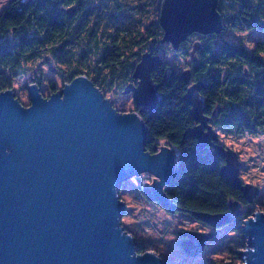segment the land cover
<instances>
[{
	"label": "water",
	"instance_id": "95a60500",
	"mask_svg": "<svg viewBox=\"0 0 264 264\" xmlns=\"http://www.w3.org/2000/svg\"><path fill=\"white\" fill-rule=\"evenodd\" d=\"M217 7L218 0H162L160 43L177 51L193 34L222 33ZM73 12L65 10L68 19ZM158 61L153 51L143 53L132 73L136 83L123 89L134 110L114 105L82 75L45 97L39 79H31L26 105L14 89L0 92V264H171L156 249L137 253L123 219L128 202L121 199L125 180L148 174L153 178L143 195L176 211L164 188L177 157L166 145L146 150L147 128L137 112L152 114L162 101L151 78ZM180 76L189 84L184 101L195 121L191 134L198 149L224 160L222 175L252 204L259 187L243 182L238 153L219 144L199 83L190 84L188 71ZM234 208L239 206L222 214L192 213L212 231L181 232L184 253H202L216 230L240 215ZM240 232L245 243L236 253L240 263L225 264H264V210L250 213Z\"/></svg>",
	"mask_w": 264,
	"mask_h": 264
},
{
	"label": "trees",
	"instance_id": "16d2710c",
	"mask_svg": "<svg viewBox=\"0 0 264 264\" xmlns=\"http://www.w3.org/2000/svg\"><path fill=\"white\" fill-rule=\"evenodd\" d=\"M161 1L12 0L0 14V92L13 89L16 80L44 63L63 84L82 75L103 93H116L136 83L132 73L140 56L153 51L159 61L151 78L162 101L152 114L137 109L147 128L145 148L153 153L166 145L175 153L176 168L164 192L175 212L202 223L192 213L222 214L231 205L248 204L222 175L224 160L212 159L208 148L198 149L191 134L195 121L184 101L189 84L160 55L184 60L189 82L199 83L205 115L217 132L233 138L264 136V40L250 37L247 44L225 38L226 33L264 31V0H218L223 32L193 34L177 51L160 43ZM69 8H74L70 19L65 14ZM11 12L22 13V19L7 23ZM233 229L238 238L232 246L244 247L240 228ZM141 248L136 245L137 253Z\"/></svg>",
	"mask_w": 264,
	"mask_h": 264
},
{
	"label": "rangeland",
	"instance_id": "374dc122",
	"mask_svg": "<svg viewBox=\"0 0 264 264\" xmlns=\"http://www.w3.org/2000/svg\"><path fill=\"white\" fill-rule=\"evenodd\" d=\"M12 0H0V14L6 10ZM23 17L22 13L11 12L6 20L7 23L15 24ZM244 39L245 43L250 42V37L264 40V31L226 33L225 38ZM161 58L169 61L171 66L181 72L184 69V60L173 54H162ZM39 69V70H38ZM37 72H29L23 78H19L13 85L17 96L22 97V105L29 104L27 87L31 79H39L44 97L63 85L54 72H50L46 64L40 63ZM180 72V73H181ZM111 96L114 105L134 110V104L130 94H123V90L116 93H104V97ZM219 144L229 147L238 153L241 166L239 176L244 183L253 184L260 189L259 196L252 204L239 206L242 212L248 209L252 212L264 210V136L256 139L233 138L218 132ZM141 174V178H129L121 185V199H127L128 208L123 215L126 229L134 233L136 245L143 247L142 250L156 249L171 264H225L240 263L236 255L244 250V247L234 249L233 241L238 238V233L233 229L243 225L246 218H238L234 223L225 225L216 230V236L210 240L204 251L195 257H188L180 246L182 238L180 233L184 231L210 232L212 229L202 223L194 221L189 215L181 212L167 213L155 200L146 198L142 189L152 176ZM258 199V200H257ZM262 200V203L259 201ZM244 242L243 236H241ZM234 250V251H233Z\"/></svg>",
	"mask_w": 264,
	"mask_h": 264
},
{
	"label": "flooded vegetation",
	"instance_id": "af4514ba",
	"mask_svg": "<svg viewBox=\"0 0 264 264\" xmlns=\"http://www.w3.org/2000/svg\"><path fill=\"white\" fill-rule=\"evenodd\" d=\"M145 177H150L149 175H145ZM140 178H141V176H140ZM156 203H158V205H160V207L164 210V211H166L167 213H170L169 211H168V209L167 208H164L161 204H160V202L159 201H155ZM235 207V206H234ZM235 209V208H234ZM235 211L238 213H240V215L237 217V218H234V220L231 222V223H234V221L235 220H238V218H240L241 216H242V214H243V212L242 211H240L239 210V208H237V209H235ZM205 225V224H204Z\"/></svg>",
	"mask_w": 264,
	"mask_h": 264
},
{
	"label": "bare ground",
	"instance_id": "6f19581e",
	"mask_svg": "<svg viewBox=\"0 0 264 264\" xmlns=\"http://www.w3.org/2000/svg\"><path fill=\"white\" fill-rule=\"evenodd\" d=\"M247 211H245V212H243V214L242 215H244V213H246Z\"/></svg>",
	"mask_w": 264,
	"mask_h": 264
},
{
	"label": "clouds",
	"instance_id": "9594fccd",
	"mask_svg": "<svg viewBox=\"0 0 264 264\" xmlns=\"http://www.w3.org/2000/svg\"><path fill=\"white\" fill-rule=\"evenodd\" d=\"M254 251V250H253Z\"/></svg>",
	"mask_w": 264,
	"mask_h": 264
}]
</instances>
